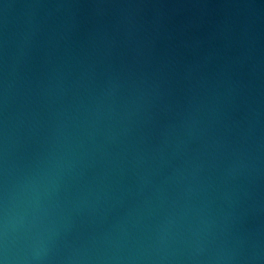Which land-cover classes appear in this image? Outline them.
<instances>
[{
  "label": "water",
  "instance_id": "obj_1",
  "mask_svg": "<svg viewBox=\"0 0 264 264\" xmlns=\"http://www.w3.org/2000/svg\"><path fill=\"white\" fill-rule=\"evenodd\" d=\"M5 256L264 264V0H0Z\"/></svg>",
  "mask_w": 264,
  "mask_h": 264
},
{
  "label": "clouds",
  "instance_id": "obj_2",
  "mask_svg": "<svg viewBox=\"0 0 264 264\" xmlns=\"http://www.w3.org/2000/svg\"><path fill=\"white\" fill-rule=\"evenodd\" d=\"M4 227H5V232H6V223ZM4 251L6 252V248L4 249ZM0 264H8L6 256L4 258H0Z\"/></svg>",
  "mask_w": 264,
  "mask_h": 264
}]
</instances>
